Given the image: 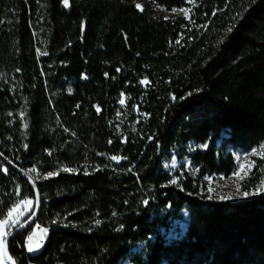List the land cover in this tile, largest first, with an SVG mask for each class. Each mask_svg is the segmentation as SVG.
I'll use <instances>...</instances> for the list:
<instances>
[{
    "label": "trees",
    "instance_id": "1",
    "mask_svg": "<svg viewBox=\"0 0 264 264\" xmlns=\"http://www.w3.org/2000/svg\"><path fill=\"white\" fill-rule=\"evenodd\" d=\"M263 145L264 0H0V151L42 202L9 241L16 264H264V196L201 188L233 173L227 150ZM174 155L198 176L173 175ZM262 180L256 165L243 190ZM29 200L0 160V221Z\"/></svg>",
    "mask_w": 264,
    "mask_h": 264
},
{
    "label": "rangeland",
    "instance_id": "2",
    "mask_svg": "<svg viewBox=\"0 0 264 264\" xmlns=\"http://www.w3.org/2000/svg\"><path fill=\"white\" fill-rule=\"evenodd\" d=\"M137 5H140V10L144 9V4L141 1H138ZM185 12H187V15H185ZM180 13L189 17L188 9L180 10ZM218 146H220V142H218ZM207 147V144L198 145L195 146L194 149L206 150ZM227 152H230L235 158V169L233 173H231L228 177L216 174L204 175L201 178V188L203 196L208 199L217 201H237L264 196V145L259 148H254L250 151L229 149L227 150ZM256 165H258L259 171L263 173V180L256 188L252 189L251 191H244L242 182L248 176H250ZM166 167L173 175L175 173H179V175L185 177V175L188 174L190 177L196 178L199 173V168L192 164L189 159L179 160L176 155H174L170 160L166 162ZM178 180L179 176H175L173 179V184L176 187H178ZM246 192L249 193V195L245 196L244 193ZM35 207L36 204L34 200L32 201L31 205L20 203L18 207H16L17 212L14 213L15 218L13 221V225H20L25 217L33 214V212L35 211ZM187 223L188 212L183 211L180 218L171 221V226L167 231L168 237L171 239H180L186 231ZM47 235V229L36 227L28 236L27 243L29 237H31L32 239H29L30 242L35 240L39 244V246H42L46 240ZM41 242H43V244H41ZM2 264H7L4 257L2 260ZM122 264L128 263L127 261H124Z\"/></svg>",
    "mask_w": 264,
    "mask_h": 264
},
{
    "label": "water",
    "instance_id": "3",
    "mask_svg": "<svg viewBox=\"0 0 264 264\" xmlns=\"http://www.w3.org/2000/svg\"><path fill=\"white\" fill-rule=\"evenodd\" d=\"M0 160L4 164L9 166L10 168L14 169L22 177L26 178L31 183V185L33 186L34 193H35V204H36L35 211L33 212V214L30 216V218L25 223L19 225L15 229L9 231L5 237V240H4V255H3V257H4L5 261L7 262V264H16L15 261L13 262V259L9 253V241L16 234L27 230L29 227H31L33 224L36 223V221L39 217L40 211H41L42 202H41V197H40L39 191L37 189L36 182H35L34 178L28 172L23 171L22 169L15 166L8 158H6L2 154L1 151H0Z\"/></svg>",
    "mask_w": 264,
    "mask_h": 264
},
{
    "label": "snow or ice",
    "instance_id": "4",
    "mask_svg": "<svg viewBox=\"0 0 264 264\" xmlns=\"http://www.w3.org/2000/svg\"><path fill=\"white\" fill-rule=\"evenodd\" d=\"M63 2L65 4V6L68 5V0H63ZM137 7L139 8L140 5H137ZM173 11H175V10H173ZM185 15H187V12H185ZM121 103H123V101H121ZM113 159H116V157H113ZM242 169H243V166H242ZM33 171H34V169H33ZM65 171H69V169H65ZM48 175L51 176V175H54V173H49ZM210 191H211V189H210ZM244 195L247 196V195H249V193L246 192V193H244ZM222 199H223V197H222ZM21 203L22 204H25L26 203L27 205H31L32 204V201L31 200H29L27 202L21 201ZM16 212H17V208L11 209L8 212V220H11L13 218V214L16 213ZM6 223H7V221H0V264H2L3 255H4V240L2 238L5 235L4 227H5V224ZM29 239L31 240L32 238L29 237ZM28 250L29 251H32L33 250L32 247H31V245L29 246Z\"/></svg>",
    "mask_w": 264,
    "mask_h": 264
},
{
    "label": "crops",
    "instance_id": "5",
    "mask_svg": "<svg viewBox=\"0 0 264 264\" xmlns=\"http://www.w3.org/2000/svg\"><path fill=\"white\" fill-rule=\"evenodd\" d=\"M14 218H15V216H14V214H13V218L11 219V220H8V218L6 219V221H7V223L5 224V227H4V232H5V235L3 236V240H5V237H6V235L8 234V227H9V225L11 224V223H13V221H14ZM39 228V227H38ZM31 245V247H32V251H29V253H31V254H36V253H38L40 250H41V248H42V246H39V244L35 241V240H33L32 242H30L29 241V239H28V243H27V246H28V248H29V246Z\"/></svg>",
    "mask_w": 264,
    "mask_h": 264
},
{
    "label": "built area",
    "instance_id": "6",
    "mask_svg": "<svg viewBox=\"0 0 264 264\" xmlns=\"http://www.w3.org/2000/svg\"><path fill=\"white\" fill-rule=\"evenodd\" d=\"M41 244H43V242H41Z\"/></svg>",
    "mask_w": 264,
    "mask_h": 264
},
{
    "label": "bare ground",
    "instance_id": "7",
    "mask_svg": "<svg viewBox=\"0 0 264 264\" xmlns=\"http://www.w3.org/2000/svg\"><path fill=\"white\" fill-rule=\"evenodd\" d=\"M16 166V165H15Z\"/></svg>",
    "mask_w": 264,
    "mask_h": 264
}]
</instances>
